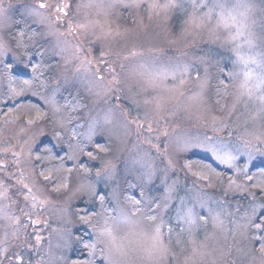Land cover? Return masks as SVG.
I'll use <instances>...</instances> for the list:
<instances>
[{
	"label": "rangeland",
	"instance_id": "1",
	"mask_svg": "<svg viewBox=\"0 0 264 264\" xmlns=\"http://www.w3.org/2000/svg\"><path fill=\"white\" fill-rule=\"evenodd\" d=\"M19 19L46 41L37 53L28 39L26 56L42 54L56 66L50 83L38 78L24 94L47 116L0 121V249L8 255L0 264H18L17 256L23 264H109L98 229L107 222L119 230L128 218L156 228L159 220L134 214L125 197L163 203L169 188L160 264H264L254 249L264 203L248 189L249 172L264 166V0H0V106L5 64L24 66L10 40ZM217 67L233 85L223 112L209 96ZM162 73L175 78L152 79ZM90 124L95 135L80 143ZM74 129L82 136L73 139ZM209 137L236 155L233 168L184 148ZM44 141L63 148L73 165L63 191L35 167ZM102 141L111 149L99 150ZM81 148L91 152L83 171ZM191 155L230 171L229 181L208 188L191 173ZM181 200L201 217L190 232L175 219ZM81 208L97 212L96 226L79 218ZM84 230L98 247L78 263L72 254Z\"/></svg>",
	"mask_w": 264,
	"mask_h": 264
},
{
	"label": "trees",
	"instance_id": "2",
	"mask_svg": "<svg viewBox=\"0 0 264 264\" xmlns=\"http://www.w3.org/2000/svg\"><path fill=\"white\" fill-rule=\"evenodd\" d=\"M19 20L22 25H19ZM19 20L11 31V38H9L11 40V44L13 41V49L21 52L24 66L22 65L23 67L18 69H16L15 65L11 63H7L4 66L3 73L6 88L2 92V103L0 106V121L8 117L19 121H32L36 118L47 116L46 109L43 107L42 104L38 102V100L33 99L30 96H24L26 90L20 95H15L12 91L13 89L19 91L18 82H22L24 79H29L33 81V84L35 82H38V78H44L45 81H48L50 83L53 77L52 70L56 66L53 65L50 60L44 58L42 54H40L39 56H37V54H32L28 57L26 56V48H28L29 46V44L26 43L28 39L33 38L34 41L37 43V45L34 47V49L38 50L37 53H42L45 51L46 41L44 39L39 40L38 38H36L38 36V33H36V29L28 25H25L23 27V24L25 22L21 19ZM24 34L26 36L23 41ZM24 69L29 71L26 72ZM36 69H39V71H36ZM211 72H213V68ZM34 74L36 77L35 79H33ZM228 74V70L224 71L220 69V67H217L214 70V76L211 80L212 86L209 90V96L218 112L224 111L226 100L233 94V85L227 79L229 76ZM98 145L99 150H105L110 147L109 143L107 144L104 141L100 142ZM86 148L88 149L89 147H85V151L87 150ZM85 151H83L84 157L80 160L78 165V168L81 171L85 169V166L86 169H88L87 161L89 159L86 157H88L89 153L91 152ZM93 156L95 158V155ZM189 158L190 159L188 160V163L191 173L198 177L208 175L206 184L209 186L208 188L212 190H215L220 185V182L229 181L232 175L230 171L217 167L211 160H208L206 158L204 159L196 155H191L189 156ZM35 160V167L37 169L38 174L41 177L48 179L47 181L53 191H63L67 187L68 182L70 180V172L72 170L73 165L68 163L67 154L63 148L56 146L52 141H44L35 150ZM204 165H207L214 174L209 175L207 170L204 169ZM92 167L95 166L92 165ZM249 177H251V179H249ZM248 179V189L254 194L258 201L264 203V166H259L254 171L249 172ZM101 194V196L107 199L106 195L103 192H101ZM104 204L106 205V207L111 209L110 200L107 199ZM82 206H84V204H82ZM111 211L112 210H110V212ZM96 215L97 212L95 210H92L90 212L84 210L83 208L79 209V218L82 219V221H87L88 227L90 228L96 226L97 224ZM255 224H259L261 227L258 228L259 231L257 232V240L254 243V249L256 250V252L264 254V214L261 213L258 215ZM78 235V248H74L75 252L72 255L73 258H75L74 261L80 263L85 261V257L90 250L89 248L85 247V244L92 243V238L88 235V233L85 232V230L80 234L78 233Z\"/></svg>",
	"mask_w": 264,
	"mask_h": 264
},
{
	"label": "snow or ice",
	"instance_id": "3",
	"mask_svg": "<svg viewBox=\"0 0 264 264\" xmlns=\"http://www.w3.org/2000/svg\"><path fill=\"white\" fill-rule=\"evenodd\" d=\"M41 8L45 7V5L41 4ZM60 11H63L61 9ZM3 45H0V49H3ZM0 55H3V51H0ZM36 71H39V69H36ZM169 75H171L173 78H175V74H167V73H162L158 74L152 77L153 80L156 79H161V78H167ZM35 74L33 76V79H35ZM33 81L29 79H24L22 82H18V87L19 91H16V89H13L12 91L14 92L15 95H20L22 92L27 90ZM183 83V81H181ZM43 86V85H42ZM262 101H264V97L261 98ZM49 105L53 108L54 111H59V108L56 106L54 98H49L48 99ZM95 135V126L90 124L88 128V132L86 134H83V138L79 141L80 143H83L84 140L91 141L93 136ZM82 134L80 131L77 129H74L72 132V137L73 139H76L77 137H81ZM188 147L192 148H201L202 150L209 152L212 154L213 159L217 160L220 164H223L224 166L228 168H233L234 167V161L236 160V155L233 154L232 151H227L224 150L220 145L215 144L213 142V139L211 137L207 138L204 142L201 141H186L184 148L187 149ZM83 151V149H80ZM91 155V153H89ZM204 169L207 170L209 175H213L214 173L212 170L207 166L204 165ZM147 180L150 182L152 179V174L149 172L146 174ZM202 179L207 180L208 175H205L203 177H200ZM251 179V177H249ZM234 183V181L232 182ZM25 187H27L25 185ZM173 191L172 188L168 189V192L165 195L164 202L161 203L158 200H152L149 202H145L144 199L142 198H134V196H126L125 199L129 201L134 209V214L136 213H141L145 215V217L150 220V221H156L159 220V223L156 225L155 231L157 234V237L163 240V237L165 235L164 229L168 225V221L164 219V215L166 214L167 211L171 210L170 203L169 201L171 200V192ZM27 199V197H25ZM101 203L103 204L104 202V197L101 196ZM155 204L156 207L153 208L152 205ZM181 207L177 209L176 211V216L175 219L183 224L185 227L182 229L183 231H192V229L197 225V220L201 219L197 213L194 212V210L190 207H185L184 206V201L181 200ZM261 207H264V205H261ZM257 211L256 208L252 209L253 214ZM209 214H211V210H208ZM264 214V213H262ZM250 220V217H247ZM214 220H216L218 223H222V221L219 218V215L214 217ZM17 222V221H15ZM107 224V222H106ZM257 228H260L261 226L259 224L256 225ZM110 230V226H109ZM169 233L172 231V229L169 227L168 228ZM86 248H89L92 250L91 254H95V250L98 247V243L96 240H94L92 243L85 244ZM167 252V249H165V254ZM101 255L103 258L109 262L110 264V258L107 252L104 249H101ZM0 259L2 260H7L8 255H7V248L0 249ZM18 264H23L22 258L17 256Z\"/></svg>",
	"mask_w": 264,
	"mask_h": 264
},
{
	"label": "clouds",
	"instance_id": "4",
	"mask_svg": "<svg viewBox=\"0 0 264 264\" xmlns=\"http://www.w3.org/2000/svg\"><path fill=\"white\" fill-rule=\"evenodd\" d=\"M231 22L232 19L228 18V23ZM122 225L119 230L111 224L98 229L110 264H160L166 246L157 237L155 227L132 218L123 220Z\"/></svg>",
	"mask_w": 264,
	"mask_h": 264
}]
</instances>
